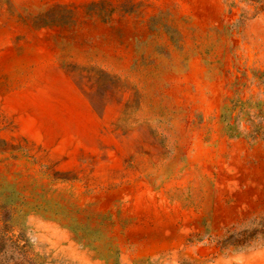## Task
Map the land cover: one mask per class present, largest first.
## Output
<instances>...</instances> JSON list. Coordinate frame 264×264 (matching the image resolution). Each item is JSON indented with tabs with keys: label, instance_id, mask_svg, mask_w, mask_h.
<instances>
[{
	"label": "rangeland",
	"instance_id": "obj_1",
	"mask_svg": "<svg viewBox=\"0 0 264 264\" xmlns=\"http://www.w3.org/2000/svg\"><path fill=\"white\" fill-rule=\"evenodd\" d=\"M257 130L264 0H0V264H264Z\"/></svg>",
	"mask_w": 264,
	"mask_h": 264
},
{
	"label": "trees",
	"instance_id": "obj_2",
	"mask_svg": "<svg viewBox=\"0 0 264 264\" xmlns=\"http://www.w3.org/2000/svg\"><path fill=\"white\" fill-rule=\"evenodd\" d=\"M238 131V130H237ZM264 135V131L262 130H257V131H252L249 133L248 137L249 138H253L256 139L258 136H263Z\"/></svg>",
	"mask_w": 264,
	"mask_h": 264
}]
</instances>
